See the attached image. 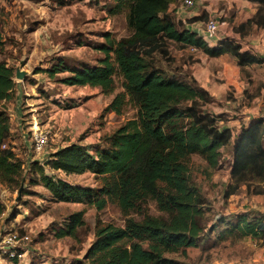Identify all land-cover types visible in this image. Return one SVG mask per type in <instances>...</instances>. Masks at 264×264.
<instances>
[{
	"label": "trees",
	"instance_id": "trees-1",
	"mask_svg": "<svg viewBox=\"0 0 264 264\" xmlns=\"http://www.w3.org/2000/svg\"><path fill=\"white\" fill-rule=\"evenodd\" d=\"M111 1L109 13L124 16L127 36L115 39L107 35L99 64L72 71L62 83L98 88L105 95H113L120 83L123 92L113 97L106 111L121 116L131 106L135 115L106 136L103 147L91 150L72 144L51 154L45 164L51 171L66 175L91 174L99 179L98 188L55 179L43 166L38 167L39 182L57 202L85 204L97 211L111 204L125 218L122 227L98 224L95 242L77 264H182L168 255L197 246L208 212L192 175L193 157L214 171L220 167L223 151L231 148L225 200L242 186L248 192L256 185L264 186V118L252 120L233 135L224 127V114L206 110L213 102L208 92L195 80L189 84L166 78L148 60L144 48L172 41L210 58L229 55L242 72L246 67L262 65L263 59L242 52L234 42L224 40L210 48L195 32L177 30L167 11L179 0ZM246 1L256 7V13L240 25L239 32L251 26L263 30L264 0ZM67 71L55 66L46 73L54 76ZM14 75L13 68L0 62V184L8 188L13 184L20 187L23 169L9 146L12 136L4 108L14 97ZM151 206L156 215L150 212ZM217 222L225 225L218 235L220 241L246 237L264 240V215L243 213L233 222L225 218H217ZM83 225V212H76L56 235L74 238Z\"/></svg>",
	"mask_w": 264,
	"mask_h": 264
},
{
	"label": "rangeland",
	"instance_id": "rangeland-1",
	"mask_svg": "<svg viewBox=\"0 0 264 264\" xmlns=\"http://www.w3.org/2000/svg\"><path fill=\"white\" fill-rule=\"evenodd\" d=\"M182 1L171 5L167 12L177 30L183 31L193 26L194 30L200 32L209 19H215L224 24L221 35L226 40L241 43L249 49L252 45L260 46L258 48L264 51V30L251 26L243 28L241 33L236 32V24L244 23L248 18L246 14L256 11L252 3L246 0H196L193 7L185 8ZM111 4V0H0V62L13 68L14 74L17 70L22 72L25 81L16 79L14 75V97L5 103L4 108L13 126L20 123L18 127L25 132L23 140L31 142V146V127L35 125L44 126L46 123L47 127L55 126L59 136L56 139L61 141L68 139L64 135L75 141L93 136L90 134L94 132H90L96 127L95 140L100 136L103 140L127 120L133 119L135 110L131 106H127L121 116L106 111L113 97L123 92L120 83L116 84L113 95H105L101 91L97 93L90 87L75 88L62 83L63 79L71 76L72 71L99 64L104 57L101 47L106 43L107 35L115 39L127 36L124 16L111 15ZM196 10L199 20L191 25L185 19L189 12L196 14ZM228 33L230 37H227ZM243 36L248 37L243 39ZM141 48L138 46L137 49ZM144 50L148 52L147 58L154 68L166 78L189 84L196 79L198 86L199 83H205L214 92L220 90V95H224L220 98L212 97L213 102L206 107L207 111L219 113L226 110L223 116L225 120L258 115L259 100L252 106L244 90L237 96L234 87L225 90L226 86L232 84L230 78L236 75V72H232L236 64L233 58H210L201 51L172 41L159 47H145ZM55 66L68 71L54 76L46 73V70ZM246 73L248 76L241 73L240 78L250 85L246 89L251 95L264 88V81L258 76L264 77V67L253 71L249 69ZM252 76L259 80L252 82ZM260 109L259 113L264 118V107ZM80 110L86 113L83 116L85 121L83 124L82 119L81 124L77 125L74 121L77 117L75 113H81ZM18 112L22 113L21 119L16 116ZM228 123L237 127V120ZM61 124L64 128L61 126L59 129ZM47 130L53 131L50 127ZM19 134L13 133L9 146L15 155H20L23 165L20 187L16 188L13 184L8 188L0 184V235L13 233L19 237L27 236L29 240L23 245V258L12 261L0 255V264H77L83 261L95 242L98 227L107 224L122 227L125 218L111 204L97 211L85 204L55 201L39 182L37 171L41 165L33 164L42 162L40 158L44 153H34L31 148H26ZM45 152H50L49 148ZM230 164L231 148L223 151L220 167L214 171L208 170L205 163L193 157L194 182L207 202L204 232L196 247L168 257L182 264H264V240L246 237L220 241L218 238L225 225L217 222V218H225L230 223L243 213L264 215L263 185H256L253 189L261 194L254 195L253 191L248 192L242 186L236 195L227 200L223 198V192L230 183ZM45 167L48 176L71 185L92 189L100 186L99 179L91 174L66 175ZM76 212H83L85 225L77 230L74 238H58L56 231ZM150 212L156 215L153 206Z\"/></svg>",
	"mask_w": 264,
	"mask_h": 264
},
{
	"label": "crops",
	"instance_id": "crops-1",
	"mask_svg": "<svg viewBox=\"0 0 264 264\" xmlns=\"http://www.w3.org/2000/svg\"><path fill=\"white\" fill-rule=\"evenodd\" d=\"M248 2V1H247ZM170 8V7H169ZM168 11H169V9H168ZM167 11V12H168ZM197 12H196V14H193V12H189L187 15H189V16H187V18L185 19V20H188L189 21V24H191V25H193V24H195V21L194 22H192V19H194V18H197V17H199V14H198V10H196ZM255 13H256V11H251L249 14H246V17H248L245 21H244V23L248 20V19H251L254 15H255ZM241 24H243V22H240V23H238V24H236V32H238V33H241V32H239V30H238V28L240 27V25ZM187 30H190V31H193V32H195L196 34H197V36H198V32L196 31V30H194V27L193 26H190V27H188V28H186ZM264 30V29H263ZM237 36H240L239 34H236ZM227 37H230V33H228L227 34ZM248 36H243L242 38L243 39H245V38H247ZM250 39H252V38H250ZM224 40H226V38L224 37V36H222L221 35V33L216 37V39L215 40H213L210 44H207L210 48H215V47H217L220 43H222ZM228 41H230V40H228ZM232 42V41H231ZM238 45H240L241 46V50H242V52H249L250 54H252V55H254V56H257V57H259V58H262L263 59V64L262 65H258V66H250V67H246L245 69H244V71L242 72V70L238 67V65H237V62H236V60L234 59V61H235V69L234 70H232V72H236V75H235V77H232V78H230V82L232 83V84H229L228 86H226V88H225V90L228 88V87H234L233 88V90H234V92H235V95L237 96L242 90H244L243 91V93H244V95H245V93H247L248 94V98H249V100L251 101V105L252 106H254V104L256 103V101H258V115H254V116H244V117H240V116H237V117H235V118H231V119H228L227 121H226V123H225V125H224V127H227V128H229L231 131H232V133H233V135H235V134H237V133H239L240 131H241V129L243 128V127H247L251 122H252V120H255V119H258V118H263V114L261 115L259 112L262 110V109H260V108H263L264 107V99H263V96H264V88H261L260 90H258L257 92H256V94H250V92H248V89H246V87H249L250 85L248 84V83H246L245 81H243L241 78H240V74L242 73V74H245L246 76H248V74L246 73V71H248L249 69H252V71L253 70H255V69H258V68H260V67H264V51H262V49H259L258 47H260V46H254L253 47V45L251 46V49H249V48H246L245 46H242L241 45V43H237ZM191 49H193V48H191ZM195 50V49H194ZM205 55V54H204ZM207 56V55H206ZM223 57H231V56H229V55H222V56H219V57H217L216 59H218V58H223ZM232 58V57H231ZM258 76H260L259 78H261L263 81H264V77H263V75H258ZM259 78H257V77H255V76H252L250 79H251V81L252 82H257L258 80H259ZM196 82H197V80L196 79H194ZM14 81V80H13ZM22 82H25L24 81V78L22 79ZM15 83V82H14ZM15 87H16V83H15ZM72 87H78V86H72ZM86 87H88V86H86ZM199 87L200 88H202V89H204L206 92H208V94L211 96V97H215V98H220L222 95H224V94H221L220 95V90H216L217 92H214V90H212L211 89V87H208V85L207 84H202V83H199ZM85 88V87H84ZM250 88V87H249ZM89 89H91V88H89ZM97 93H98V91H100L98 88H93ZM17 90H18V87H17ZM92 90V89H91ZM224 93V92H223ZM216 95V96H215ZM262 99V100H261ZM109 105V104H108ZM107 105V106H108ZM106 106V107H107ZM79 111V110H78ZM81 111V113H75L76 115H77V117H75V119H74V121L76 122V124L77 125H80L81 124V121H82V119H83V124H84V121H85V119H84V115H86V113L84 112V110H80ZM254 113L256 112V110H255V108H254ZM224 113H226V110H223V111H221V112H219V113H214V114H224ZM78 114L80 115V117L78 116ZM112 114V113H111ZM260 114V115H259ZM113 115V114H112ZM16 116H17V118L18 119H21V117H22V113H20V112H18V113H16ZM233 121V120H237V127H235V126H230L229 125V123H228V121ZM10 122V134H11V136L13 135V133L14 132H16V133H19L20 132V136H21V138H22V142H24L23 144H24V146L26 147V148H31V150H32V146H31V142H29V141H26V140H23L24 138H25V132L23 131V129L22 128H19L18 126H19V122H18V124L16 125L15 124V126H13L12 124H11V121H9ZM47 122V121H46ZM66 124V122L64 123V125ZM12 125V126H11ZM70 125V124H69ZM61 126H62V124L61 125H59V129L61 128ZM50 127V129H53V133H55V126H49ZM49 127H47V125H46V123H45V125L44 126H39V125H35L34 127H31V134H32V132L33 131H35L36 129H39L40 131H45V130H47V128H49ZM57 127V126H56ZM63 127V126H62ZM19 128V129H18ZM64 128V127H63ZM66 128V127H65ZM97 130H96V127L95 128H93L92 129V131L90 132V133H93V134H90V135H93V136H90V137H87V138H83V137H81V140H76L75 141V139L73 140L72 138H69L67 135H64V134H62V135H64L63 137H65V138H68L67 140H65V141H61V140H59V139H55V142L50 146V148H49V151L50 152H44V154H47V156L45 155L44 156V154L41 156V160H42V162H37V163H39L41 166H43L44 167V169H45V172L47 173V168L45 167L46 165V163L50 160L49 159V157H50V155L51 154H53V153H55L56 151H58V150H60V149H63V148H65V147H67V146H70V145H72V144H76V145H78V146H84V147H87V148H91V150H92V148H101V147H103L104 145H103V142H102V138L103 137H98L96 140H95V132H96ZM27 133H29L28 132V130H27ZM62 133V132H61ZM57 134V133H56ZM57 137H59L58 136V134H57ZM89 143H88V142ZM91 143H93V144H91ZM90 144V145H89ZM31 146V147H30ZM33 151V150H32ZM16 156L17 157H19L20 155H17L16 154ZM31 162H32V160H30ZM50 172V170H48V173ZM55 172V171H54ZM56 173H62V172H56ZM63 174V173H62ZM76 176V175H75ZM76 186H78V185H76ZM13 261V260H12Z\"/></svg>",
	"mask_w": 264,
	"mask_h": 264
},
{
	"label": "built area",
	"instance_id": "built-area-1",
	"mask_svg": "<svg viewBox=\"0 0 264 264\" xmlns=\"http://www.w3.org/2000/svg\"><path fill=\"white\" fill-rule=\"evenodd\" d=\"M196 0H183L182 5L185 8L193 7ZM224 24L218 23L215 19H209L202 31L198 32V36L206 44H210L221 33V27ZM57 138L56 132L50 130L40 131L36 129L32 132V150L34 153L43 154L47 148L55 142ZM28 237H19L17 234L8 233L0 235V255L8 257L10 260L23 258L25 251L23 245L27 243ZM23 251V252H22Z\"/></svg>",
	"mask_w": 264,
	"mask_h": 264
},
{
	"label": "water",
	"instance_id": "water-1",
	"mask_svg": "<svg viewBox=\"0 0 264 264\" xmlns=\"http://www.w3.org/2000/svg\"><path fill=\"white\" fill-rule=\"evenodd\" d=\"M15 78L18 80H22L24 78V74L22 72H20L19 70H17L15 72Z\"/></svg>",
	"mask_w": 264,
	"mask_h": 264
}]
</instances>
